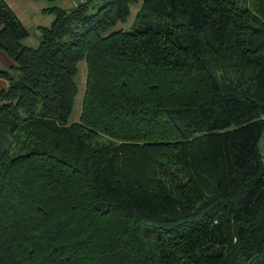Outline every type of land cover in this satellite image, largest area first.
Returning <instances> with one entry per match:
<instances>
[{"label": "trees", "instance_id": "16d2710c", "mask_svg": "<svg viewBox=\"0 0 264 264\" xmlns=\"http://www.w3.org/2000/svg\"><path fill=\"white\" fill-rule=\"evenodd\" d=\"M136 1L0 0V264H264V0Z\"/></svg>", "mask_w": 264, "mask_h": 264}, {"label": "rangeland", "instance_id": "374dc122", "mask_svg": "<svg viewBox=\"0 0 264 264\" xmlns=\"http://www.w3.org/2000/svg\"><path fill=\"white\" fill-rule=\"evenodd\" d=\"M12 2V0H10ZM31 3V5H28L27 8L32 11L34 10L33 13V20L30 21L31 24L27 25V30L29 32V36L26 40L23 42L31 47H37L39 44V26L38 24H42L44 21H46L50 15L45 10L47 8H52V7H59L61 9H69L74 8L77 6L81 0H56L54 2L48 1V0H23ZM144 0H137L132 6H131V15L128 18V20L124 23H118L111 31L109 32H114L118 30H125L128 31L130 30L131 26L133 25L136 14L141 8V5ZM13 8L16 13H20V10L25 6V3L20 2L19 0L16 1V3H12ZM93 11H91L92 13ZM53 17V16H52ZM0 55L4 57V59H8V61H12L14 64L15 62L3 51L0 50ZM1 62V61H0ZM0 69H6L5 63H0ZM86 79H87V67H86V62L85 60L80 61L78 63V73L75 78V81L78 86L79 93L76 97L75 100V105L74 109L72 112V115L70 117V123L77 122L80 119L81 116V109H82V100H83V95L85 91V86H86ZM261 146L264 151V137L261 142Z\"/></svg>", "mask_w": 264, "mask_h": 264}, {"label": "crops", "instance_id": "0c3cea01", "mask_svg": "<svg viewBox=\"0 0 264 264\" xmlns=\"http://www.w3.org/2000/svg\"><path fill=\"white\" fill-rule=\"evenodd\" d=\"M7 2V4L10 6V8L15 12L14 8H13V4L12 3H16L17 0H12V2L10 0H5ZM20 2L25 3V6L20 10V13H16V15L19 17V19L22 21L23 25L26 27L27 29V25L31 24L30 21L33 20V13L34 10L32 9V11H30L27 6L31 5V3L27 2V1H23V0H19ZM81 2H83V0H81ZM49 9V8H47ZM71 9V8H70ZM69 10V9H68ZM46 11V10H45ZM53 16V17H52ZM48 19L46 21H44L42 24H38L40 25L39 28V38L41 36V32H40V28L41 27H49L51 26V24L54 22L55 17L54 15H50L49 17H47ZM1 50V49H0ZM0 63H5L6 65V69L15 66V64L12 61H8V59H4V57H2V55H0ZM9 86V83L0 78V91L7 88Z\"/></svg>", "mask_w": 264, "mask_h": 264}, {"label": "water", "instance_id": "95a60500", "mask_svg": "<svg viewBox=\"0 0 264 264\" xmlns=\"http://www.w3.org/2000/svg\"><path fill=\"white\" fill-rule=\"evenodd\" d=\"M23 77H24L23 74H21L19 77H16L13 86L16 87L17 84L20 82V80H21Z\"/></svg>", "mask_w": 264, "mask_h": 264}]
</instances>
